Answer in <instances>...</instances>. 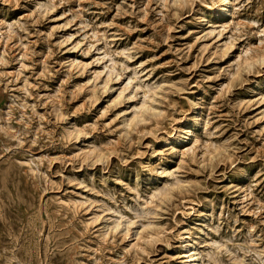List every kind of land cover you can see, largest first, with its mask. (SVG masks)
I'll return each mask as SVG.
<instances>
[{
  "label": "rangeland",
  "instance_id": "374dc122",
  "mask_svg": "<svg viewBox=\"0 0 264 264\" xmlns=\"http://www.w3.org/2000/svg\"><path fill=\"white\" fill-rule=\"evenodd\" d=\"M0 264H264V0H0Z\"/></svg>",
  "mask_w": 264,
  "mask_h": 264
},
{
  "label": "bare ground",
  "instance_id": "6f19581e",
  "mask_svg": "<svg viewBox=\"0 0 264 264\" xmlns=\"http://www.w3.org/2000/svg\"><path fill=\"white\" fill-rule=\"evenodd\" d=\"M139 113V112H138Z\"/></svg>",
  "mask_w": 264,
  "mask_h": 264
}]
</instances>
